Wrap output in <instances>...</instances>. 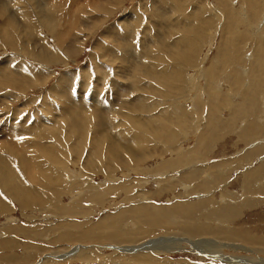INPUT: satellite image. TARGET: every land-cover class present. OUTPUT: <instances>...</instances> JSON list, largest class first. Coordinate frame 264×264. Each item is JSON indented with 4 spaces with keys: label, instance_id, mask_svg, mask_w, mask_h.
I'll list each match as a JSON object with an SVG mask.
<instances>
[{
    "label": "rangeland",
    "instance_id": "obj_1",
    "mask_svg": "<svg viewBox=\"0 0 264 264\" xmlns=\"http://www.w3.org/2000/svg\"><path fill=\"white\" fill-rule=\"evenodd\" d=\"M0 70V264H264V0H0Z\"/></svg>",
    "mask_w": 264,
    "mask_h": 264
},
{
    "label": "bare ground",
    "instance_id": "obj_2",
    "mask_svg": "<svg viewBox=\"0 0 264 264\" xmlns=\"http://www.w3.org/2000/svg\"><path fill=\"white\" fill-rule=\"evenodd\" d=\"M44 21V20H43ZM111 30H109V32H110ZM108 32V33H109ZM112 32V31H111ZM116 58V57H115ZM2 70V69H1ZM0 70V71H1ZM154 75V74H153ZM157 76V75H156ZM155 76V77H156ZM161 78V77H160ZM69 79V78H68ZM71 79V78H70ZM154 79V78H153ZM63 81V80H62ZM154 81H155V79H154ZM59 90V89H58ZM63 91V90H62ZM58 96V95H57ZM124 102H126V101H124ZM63 105V104H62ZM74 105V104H73ZM78 106V105H77ZM75 108V107H74ZM203 108V107H202ZM262 110L264 111V106H262ZM64 111V110H63ZM203 112V111H202ZM201 114V113H200ZM126 117V116H125ZM211 117V116H210ZM210 119V118H209ZM212 119V118H211ZM208 120L209 121V123L211 124V125H215L214 123H215V120L213 121V120ZM121 122V121H120ZM181 126V125H180ZM182 127V126H181ZM209 127V126H208ZM215 127V126H214ZM69 132V131H68ZM9 137V136H8ZM202 137V136H201ZM198 141H199V139H198ZM92 152V151H91ZM205 202H206V200H205ZM209 203V202H208ZM212 212H213V210H211ZM211 211H208L207 213H208V215H210V213H211ZM214 211H216V214H218L217 213V211H218V209L217 208H215L214 209ZM224 211H225V215H227V216H231L232 215V213H233V210H232V208H224ZM214 213V212H213ZM161 239H163V238H161ZM170 239V238H169ZM168 239V240H169ZM183 239V238H182ZM188 239V238H187ZM167 240V239H166ZM154 241V240H153ZM152 241V242H153ZM160 241V240H159ZM162 241V240H161ZM186 241H188V240H186ZM172 243V242H171ZM171 243H169V242H165V241H163V242H160V243H158V244H161V245H158L161 249H163V250H170V249H172L171 247H172V244ZM178 243V242H177ZM193 243H196V242H193ZM203 243L204 242H198V243H196L198 246H200V247H204V245H203ZM175 244V243H174ZM173 244V245H174ZM145 245H147V246H145ZM144 246L145 247H148L149 245H148V243H146ZM156 245V244H155ZM192 245V244H191ZM144 246L142 245L141 246V248H144ZM152 246V245H151ZM180 246V245H179ZM194 246V245H193ZM149 248V247H148ZM153 248H155V247H153ZM179 248V247H178ZM181 248V247H180ZM144 249H146V248H144ZM150 249H151V247H150ZM174 249V248H173ZM176 249V248H175ZM205 252V251H204ZM213 256V255H212ZM214 258H216L215 256H213ZM219 257H221L220 255H219ZM217 258L216 260H218L219 262H221V261H224L225 259V262H227V264H243L244 262H243V260H242V262L241 263H237V262H234V261H236V260H234V261H232L231 259L230 260H228L227 258H223V257H221L222 259H220V258ZM246 261V260H245Z\"/></svg>",
    "mask_w": 264,
    "mask_h": 264
}]
</instances>
